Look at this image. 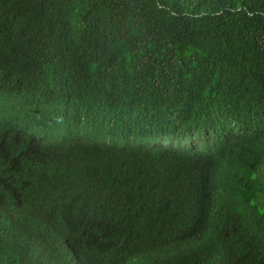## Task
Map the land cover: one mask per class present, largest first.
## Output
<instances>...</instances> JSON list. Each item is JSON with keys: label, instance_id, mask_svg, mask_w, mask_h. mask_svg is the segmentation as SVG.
<instances>
[{"label": "trees", "instance_id": "1", "mask_svg": "<svg viewBox=\"0 0 264 264\" xmlns=\"http://www.w3.org/2000/svg\"><path fill=\"white\" fill-rule=\"evenodd\" d=\"M78 109L132 148L78 145L72 174L45 175L23 134L55 135L44 155L66 161L57 145ZM189 125L218 140L213 175L136 144ZM263 170L264 0H0V264L64 254L72 233L87 264H146L137 257L176 241L204 264L220 245L198 231L217 215L239 220L232 259L249 242L239 264H264ZM193 203L205 209L192 216Z\"/></svg>", "mask_w": 264, "mask_h": 264}, {"label": "clouds", "instance_id": "2", "mask_svg": "<svg viewBox=\"0 0 264 264\" xmlns=\"http://www.w3.org/2000/svg\"><path fill=\"white\" fill-rule=\"evenodd\" d=\"M13 130L24 131L23 123L17 119L11 126ZM30 142L43 155V171L45 175L58 177L60 175L72 174L74 172V155L77 146H92L100 149L112 156L127 155L132 148L133 141L127 135L112 136L106 133L104 116L92 114L80 109L77 110L65 133L61 135L60 143L57 147H63L68 154V159L62 161L61 152H56L55 158H48L44 155V149L54 144L55 135H42L40 132H27L23 134L22 142ZM42 142V144H40ZM144 156L150 158L156 152H165L181 155L187 165V169L194 168L197 171H205L213 175V166L220 153L218 140L208 131H203L198 126L189 125L181 127L174 131H151L143 137L141 143H136ZM264 172V170H263ZM190 215L199 214L205 208L203 204L196 203L186 205ZM211 223L201 231L199 236L206 235L207 240L212 238L220 246L215 253L208 256L204 264H239L242 253L249 242L236 245V258L232 259L233 252L224 249V245L230 239L231 226H238L239 220L229 218L230 225L224 224L219 216L211 218ZM59 226L52 224L46 229L41 230L36 235V239H41L50 231ZM72 233L68 239V247L64 254L44 251L38 247L35 251L27 254L29 264H64L77 255V264H87L85 252L80 250L71 239ZM200 254L197 245L192 242L176 241L164 245L161 249L150 251L148 254L139 255L137 258L143 260L146 264H192V258L195 253ZM256 263L253 256L251 264Z\"/></svg>", "mask_w": 264, "mask_h": 264}]
</instances>
